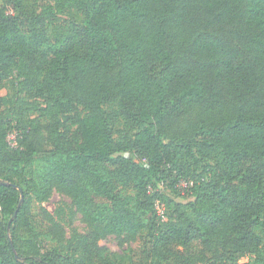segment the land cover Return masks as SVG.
<instances>
[{"label": "trees", "instance_id": "16d2710c", "mask_svg": "<svg viewBox=\"0 0 264 264\" xmlns=\"http://www.w3.org/2000/svg\"><path fill=\"white\" fill-rule=\"evenodd\" d=\"M24 1L0 0V83L21 78L0 112V264H120L99 241L143 231L163 264H264V0H45L29 29L6 10ZM53 190L88 227L64 250L29 210Z\"/></svg>", "mask_w": 264, "mask_h": 264}, {"label": "rangeland", "instance_id": "374dc122", "mask_svg": "<svg viewBox=\"0 0 264 264\" xmlns=\"http://www.w3.org/2000/svg\"><path fill=\"white\" fill-rule=\"evenodd\" d=\"M45 0H25L20 6L15 3L6 7L10 14H18L21 18V25L23 29L31 28V11L39 10V6ZM1 5V4H0ZM65 19V22L60 23L56 27H51L46 32L49 43L52 44V36L55 39L64 37L66 33L74 31V21L80 18V14L74 8H67L66 11L60 15ZM45 45L43 51L56 46ZM21 78L17 76V72L13 69L11 73L0 83V112H5L9 108H15L14 99L17 92H20ZM18 110V109H16ZM20 110V109H19ZM34 114L33 116H36ZM186 120H179L178 122L167 127V134L169 137L179 136L176 133L181 130L188 132L186 127ZM123 128L122 121L115 124V130ZM15 140L14 133L8 135V141L13 144ZM126 155V154H124ZM171 201L163 202L164 211L171 214L174 203L185 202L187 200L186 184L184 182L178 185V192H171ZM126 193L132 194L130 191ZM30 215L33 218L37 229L41 232V237L44 240L45 246L48 249L59 247L62 250L66 248V240L71 237L74 232L85 233L88 227L82 220V217L72 204L71 199L62 192L53 190L45 201H38L34 195H30ZM51 218L54 220L51 221ZM147 242V234L143 231L136 238H130L127 235L115 236L110 235L105 239L99 241V245L104 248V252L112 259H116L120 264H163L157 257L154 259L146 258L143 250V245ZM175 250L182 252L184 249L180 246L175 247ZM192 248H190V251ZM70 256L72 254L69 253ZM248 257L241 258L239 263H245Z\"/></svg>", "mask_w": 264, "mask_h": 264}, {"label": "built area", "instance_id": "2783aa9c", "mask_svg": "<svg viewBox=\"0 0 264 264\" xmlns=\"http://www.w3.org/2000/svg\"><path fill=\"white\" fill-rule=\"evenodd\" d=\"M15 144H16V142L14 140V143L12 145H15ZM155 210H156V212H157L158 215H160L161 217L164 216V208H163V205L162 204L156 202L155 203Z\"/></svg>", "mask_w": 264, "mask_h": 264}, {"label": "water", "instance_id": "95a60500", "mask_svg": "<svg viewBox=\"0 0 264 264\" xmlns=\"http://www.w3.org/2000/svg\"><path fill=\"white\" fill-rule=\"evenodd\" d=\"M0 184H8V185H11V184H9V183H5V182H3L1 179H0ZM15 188H16V186L15 185H13ZM21 192V191H20ZM23 201V194H22V192L20 193V202H19V204H18V206H17V210H18V208H19V206H20V203ZM16 210V211H17ZM16 211H15V213H14V216H15V214H16Z\"/></svg>", "mask_w": 264, "mask_h": 264}]
</instances>
